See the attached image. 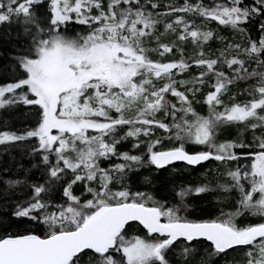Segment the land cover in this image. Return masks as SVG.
I'll use <instances>...</instances> for the list:
<instances>
[{"label": "snow or ice", "instance_id": "1", "mask_svg": "<svg viewBox=\"0 0 264 264\" xmlns=\"http://www.w3.org/2000/svg\"><path fill=\"white\" fill-rule=\"evenodd\" d=\"M13 26L0 110L32 126L0 148L33 162L0 174V264H264V0H0ZM176 162L215 167L177 184ZM153 167L175 202L133 190Z\"/></svg>", "mask_w": 264, "mask_h": 264}, {"label": "trees", "instance_id": "2", "mask_svg": "<svg viewBox=\"0 0 264 264\" xmlns=\"http://www.w3.org/2000/svg\"><path fill=\"white\" fill-rule=\"evenodd\" d=\"M205 2H209V0H205ZM212 28H216L217 25L213 22L211 24ZM247 27L251 30L253 37L258 35L257 24H249ZM6 28H0V37L3 36ZM18 29L13 26L12 29V38L10 40L0 39V83L11 82L13 78L18 74L19 69H13L12 65L14 61L11 60V56L15 54L14 45L20 46L23 43V38L20 40L15 39L16 32ZM221 34L226 36H231V32L229 30L221 29ZM189 49L191 45H188ZM213 48L219 47V44L213 42ZM243 87V85H241ZM197 110L201 112V114H207L206 106L201 107L200 105H196ZM31 106H23L20 105L18 107L9 109V110H0V129L3 128L5 122L8 125L9 130H20L25 127L32 126V117L28 115L32 111ZM233 134L234 131H233ZM131 148V142H126L119 146L120 151H126ZM190 150H192V146H190ZM135 154V153H134ZM32 158L26 155H22L21 150L19 149H12L9 152H4L2 148H0V174H3V169L8 168L9 171L6 174L5 178H20L23 179V173L17 168V164H22L25 168H30L32 163ZM113 162L115 158H113ZM107 167V164L102 165ZM174 167L177 169L175 175V183L179 184L181 182L184 183H191L195 184L197 181L203 182L202 174L205 172L206 169L210 167H215L214 164L205 163L203 167H195V168H185L183 163H175ZM172 169L169 168L166 171H161L158 175H155V169L153 168H143L140 169L139 172L131 174V184L133 190H140V191H148L152 192L158 199H168L172 202L174 200V194L171 191V184L173 181L168 180L167 177L171 173ZM19 172V175L16 173ZM153 180V184L145 185L142 183V178L145 176H150ZM211 176V174H209ZM30 178L32 180H40L41 172L39 169H32L30 174ZM42 182V181H41ZM20 189H17L19 192ZM80 188H77V194L79 193ZM16 197H13L15 199ZM189 203H195L198 206L205 209L204 218H208V215H215L216 212L212 211L214 205L212 204V196L205 195L200 199H189ZM226 211L229 208L225 209ZM135 226L133 225L132 228L129 229V234L132 233ZM203 251V249H201ZM237 255L235 253H229V257ZM216 264H220L219 261Z\"/></svg>", "mask_w": 264, "mask_h": 264}, {"label": "water", "instance_id": "3", "mask_svg": "<svg viewBox=\"0 0 264 264\" xmlns=\"http://www.w3.org/2000/svg\"><path fill=\"white\" fill-rule=\"evenodd\" d=\"M176 163H182V162H176Z\"/></svg>", "mask_w": 264, "mask_h": 264}, {"label": "flooded vegetation", "instance_id": "4", "mask_svg": "<svg viewBox=\"0 0 264 264\" xmlns=\"http://www.w3.org/2000/svg\"><path fill=\"white\" fill-rule=\"evenodd\" d=\"M135 226V225H134Z\"/></svg>", "mask_w": 264, "mask_h": 264}]
</instances>
